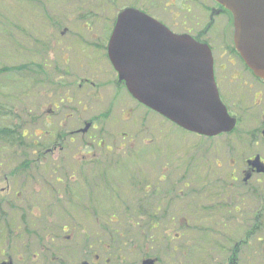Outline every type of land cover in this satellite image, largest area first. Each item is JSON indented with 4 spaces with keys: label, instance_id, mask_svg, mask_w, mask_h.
<instances>
[{
    "label": "flooded vegetation",
    "instance_id": "flooded-vegetation-1",
    "mask_svg": "<svg viewBox=\"0 0 264 264\" xmlns=\"http://www.w3.org/2000/svg\"><path fill=\"white\" fill-rule=\"evenodd\" d=\"M178 2L180 4H177ZM190 2L194 5L199 4L198 0H161L160 4L157 0H146L145 2H143L145 4H134V7L142 9L153 17L158 18L155 12L156 6L164 7L165 10H167L169 6H179V8L190 12ZM201 8L208 13L206 17V25H201V29H199L197 26H199L200 23L196 22L198 24L190 27V29L187 28L185 32L191 33L196 38H199L201 41L208 42L211 45L215 60L214 74L219 88V69L221 71H227L229 69L235 70L233 67L235 64L240 65V68H238L240 72L247 73L257 83L264 85V80L259 79L253 75V73L246 67L236 48L232 45L234 27L233 25H230L232 19L228 10L215 0H213L212 5H206L205 0H201ZM176 12L177 11L174 10L172 14V10L170 11V19L173 21V23H170L169 21L167 22L164 19H158L172 28V26H176V20L180 16V14L178 12L177 14ZM221 19H224L226 22V32L223 37L222 46V53H224L225 55V60L223 62L218 61L220 57L215 54V46L210 39V32L217 26V20L220 21ZM231 32L232 38H230ZM73 39L77 38L74 37ZM58 42L64 43L62 41ZM71 42L73 43L74 41L70 40L69 43ZM78 42L79 41L77 39V43ZM93 44H95L94 48H92L93 46H88L86 47V49H75L79 51V55H82V58L78 57L79 60H77V57L72 58V54H74V52L72 51V46H67V51L62 52L61 57L63 60H61L60 58H56L57 63H55L54 65V68L56 70H59L60 68V66L58 65V61L59 63H61L62 61L64 64V68L62 67L63 72L59 77L60 83H64V85L67 83L69 79L64 78L66 76H70L71 78L75 77L76 81L72 83V87L78 90V92L80 91L84 96L88 94V97L86 96L87 99H82L78 96V100H76L75 96L60 98V100H57L54 105L48 109V118L62 116V121H69L67 123L70 124V127L65 128L66 134L59 133L60 139L63 140V144H58L57 142V145H55L53 148L48 149L50 153L57 156V158H49L47 157L48 152H45L47 154L44 155L42 159H39L36 163H40V166L41 164L44 166V172H50L51 174L49 175H54V181H57L61 184L64 183V185L61 187L57 188L55 186V189H59L63 192L60 193V195H57L59 196L60 201L62 199L61 197L67 198L68 202L72 206L71 210L74 212V214H77V212L80 214V211L83 212L85 215L84 219H87L88 222L92 221L93 214H150L151 217H149V220L146 219V221L144 220L142 223H140L141 218L137 217L139 221L134 223L135 225H139L140 223L141 227H144L145 229L144 235L142 234L140 239L138 240L127 236V233L133 230L132 228H129L131 223H120L119 221H117L118 223H114L116 222L114 221L115 219L111 220L113 221L111 222L112 224H118L117 227H120L124 230L123 233L117 234L118 239L123 238L120 244V248L118 249L120 250V254L117 259V264H146V259L154 260L157 262V264H160V260H162V257L160 254H157V247L160 242H156L158 235L155 236V232L157 227H159V224L161 223H155V218H163L165 214H172V212L170 211L171 208H174L175 212L180 211L181 214H184L188 212V203L185 201L184 195H181L184 193L182 190H179L180 193L178 192L177 196L172 195L176 193V191L173 190L177 188V185L176 182L173 184H167V175L163 174L167 171V167H164L162 169V174L158 176L151 174V178L147 179V182H142L139 187L137 185L138 191L142 193L140 196L135 197L134 200L136 201L134 206H127L125 204V201L123 199L124 196H122V192L123 195H125V184L123 177L120 174L123 173L125 169L130 170V165L132 163H136V165L137 163L139 165H142V162L132 159L114 160L101 157L104 156V153H101L100 150L107 151V153H112L115 151H124L126 150V148H129V144L126 142V137L129 136V132H122L123 134L121 135L123 138L121 140L117 139L118 141L116 144H106L101 141L100 134L103 135L108 132L112 135L117 136V130L106 128L108 130L106 131L100 124L99 120L103 119V115L104 118H109L110 116H112L113 112L111 111L116 110L117 106L121 104L119 98L122 96L123 91L126 92L132 99L133 97L126 90L124 82H121L118 79V74L109 59L107 49L108 43H106L105 41H103L102 43H100L99 41H95ZM60 53L58 54L59 56ZM42 59L44 64H47V58L43 56ZM78 61H80L78 64L81 68H83V70L86 67L92 69L91 75H85L86 73H88L87 70L83 72L84 74H76L77 70L74 69V65L72 64V62L77 63ZM50 66H52V63H50ZM103 67L105 69H103ZM113 74L114 77H112V80L103 82L100 81V79H102L101 77H104V75H106V77H111ZM229 78L231 81H238L242 79V76L239 75V72H236V74L229 75ZM109 83L113 84L116 88V92L110 97L107 94V84ZM221 93L224 99L227 100L222 90ZM259 93L260 94H254V104H260V107L254 108L245 106L242 111H239V113H235V111H233L234 115L238 119V123L240 126L231 133L230 139L232 140V144L228 146L231 153V159H229L228 161L229 166L232 167L231 173L229 174V176L220 174H218L219 176L217 178L216 176H214L216 183L220 187L222 186L220 183H223L224 179L225 181L230 182L228 188L231 190L236 187H233V184H238V182L240 181H242V183L240 184L241 186L252 184L254 180L260 181V178L262 182H264V174L258 173L253 164L255 161L258 164L260 162L264 163V89H262V91H259ZM90 102H96L94 105L103 104L105 105L104 108H107L108 110L101 114L94 113L92 118H85V116L82 117L83 113L87 112ZM232 103L234 102L232 101ZM73 118L79 119V126H73V122L71 121ZM87 123H92L88 131L80 132V130L83 129L82 127ZM60 125L62 126V123ZM241 133L245 135V138L242 139L240 137ZM57 134L58 133L54 134V136H56ZM78 140L79 142H77ZM69 143H71L74 147H72ZM132 146H134V144ZM58 156L60 157L58 158ZM258 157L261 161L257 160ZM215 163L217 167H219L224 165L225 161H223L222 159H216ZM33 166L35 167L36 165ZM237 167H240V172L242 174L241 179L238 176V173H235L238 169ZM142 170L144 172L143 167L138 168V171ZM247 173L251 174V178L249 180L245 179V174ZM153 178H158L160 182H166V187H163V185H155L151 180ZM185 184L187 183L185 182ZM14 187L15 183L7 181V186L5 188H2L3 190H0V194L5 195V198L0 201V206H3V204H5V207L0 208L6 213V219L0 217V244L5 242L7 243L10 239L14 241L16 239L17 242L22 243L23 254L16 257H14L13 254L8 255L6 254L7 251L3 249L2 245L0 249V264L114 263V258L112 256H109L107 253L111 249H113V246H115L111 244L113 238H115L116 240V236H114L115 234H113L109 229L110 222H105L104 225L101 224L104 237L98 238L96 240L94 239V237H92L91 232L86 226V234L84 236L85 241L82 246V249L84 251L83 256L81 257L71 255L67 250H72L73 245L65 248L63 244V242L73 241L71 234L64 235V237L59 235L57 240L55 238L48 239L49 235H47L45 238V235H42L40 232L41 230H45V225L43 222L40 225L39 231L35 228H28L34 223L35 219L40 218L39 215L41 213L38 214L40 207H36L35 205H32L33 203L30 204L29 201H25L23 199V191L14 190ZM70 188H72V191L68 193L67 191ZM38 190L40 189H36V191ZM231 190H229L230 192L226 191V193L219 194L221 197L227 199L230 204L233 203L232 198L234 196V191L231 192ZM35 193L36 192H33V195ZM82 197H85V199H87L88 201V205H84L85 208L76 206L77 204H80L79 201H77V198ZM172 198L177 201L173 202ZM37 199L40 200L39 195ZM32 200L33 202H35L34 196L32 197L31 202ZM21 203L27 204L24 209L18 207V204ZM13 204L17 205L16 212L21 211V217L24 213H26V215L28 216H26V219L29 222L31 221L32 224H29V222H16L14 224V213L13 215L11 214V212H14L13 207H11ZM29 216L31 218H29ZM21 217L19 219H21ZM263 218L264 215L262 214V219ZM169 219H171V222L168 224H165L164 222V224L171 227L172 221H174V217L172 216V218ZM261 221L262 220H259L258 218L255 226L257 225V230L261 231L258 240L264 246V224H262ZM21 227L24 228L23 230L25 231V233L29 232L32 238L21 239V237L23 236V233L19 232L21 230ZM61 230L67 233L69 230V226L65 224L62 226ZM147 230L148 232H146ZM61 233L62 231L60 232V234ZM56 235L58 236V234ZM124 235L127 237H122ZM176 235V238L173 237V239L165 240L171 263L174 262L173 260L177 258L179 245H183L185 243L184 239L182 238V233H177ZM148 236L150 240V246L146 241H144L145 244L143 245V241L141 239L143 238L144 240V238H147ZM159 240H161L160 237H158V241ZM52 242L57 243L51 245ZM235 245H237V242ZM94 246H97V249H95ZM100 249L104 250L103 255L98 252ZM228 251L229 248H225L223 250V254L225 255ZM131 254L138 255V258L134 257ZM182 255L183 257L181 262L184 260L185 253L182 252ZM228 256L229 254H227L225 258H228ZM239 258L240 256L237 257L235 254H232V256L229 258L230 263L236 264L239 261ZM177 262H179V260Z\"/></svg>",
    "mask_w": 264,
    "mask_h": 264
},
{
    "label": "rangeland",
    "instance_id": "rangeland-1",
    "mask_svg": "<svg viewBox=\"0 0 264 264\" xmlns=\"http://www.w3.org/2000/svg\"><path fill=\"white\" fill-rule=\"evenodd\" d=\"M44 0H0V13L3 12H12L14 14L13 19L15 18L16 21L18 20V27L9 30L11 34H8V32H1L0 31V69L7 67H18L22 66V64L32 63L34 65L31 66L33 69L41 70L37 68V64L42 63L41 58L48 57V62L54 64L57 63L56 58H60L61 60V54L62 52H66L67 45H72L73 38L75 36L76 32L78 33L81 29V25L83 24L82 21H79L78 17L75 15L73 16V12L75 9L74 5H70L71 0H46L47 1V7L46 10L57 20H59L61 27L59 29H51L47 32V36L43 37L47 43H51V41L55 40L56 38L60 37L61 32H63L66 28H68V31L63 36L64 43L60 44L63 45L64 48H61L60 56L56 54L55 51L51 50L52 46H49V51L42 52L41 49L35 44V40L29 36L32 23L35 25L36 28L41 27L39 23L37 22L38 18H40V13L43 11V8L41 7V4H43ZM116 3L113 5V7L109 8L104 13V22L99 23L94 27V32L91 33L88 32L85 35L92 37L89 39L90 41H94L93 39H101V42L103 41V36L107 30V28L112 24L113 18L116 15V10L123 6V2H131L133 4H145L146 0H115ZM159 2L161 0H158ZM198 5H194L193 3H189L191 7V11L187 12L182 8H179V6H173L170 8H167L165 10L164 7L156 6L155 12L158 16L169 21L170 23H173V21L170 19L172 10V14L175 11L179 12L180 16L176 20V29L177 31H186L187 28L190 29V27L195 26L196 22H199L200 25L197 26L199 29H201V25H206L207 23V15L208 13L204 11V9L201 8V0H198ZM206 5H212L213 0H205ZM177 4H180L179 2ZM59 5V11L56 9ZM45 6V5H44ZM43 6V7H44ZM176 12V13H177ZM7 14V13H6ZM11 17V15H4ZM176 16V15H175ZM168 19V20H167ZM187 19V20H186ZM84 25V24H83ZM204 25V26H205ZM216 27L212 29L210 32V39L212 40V43L215 46V54L220 57L218 59L219 62H223L225 60V55L222 53L223 51V37L226 32V22L224 19H221L220 21L217 20ZM232 26V22L230 24ZM85 26V25H84ZM44 32L40 33L42 36ZM100 36V37H98ZM98 37V38H97ZM39 38V37H38ZM213 38V39H212ZM230 38H232V32L230 34ZM79 47V45H77ZM83 49H86V45L82 46ZM94 48V46L92 47ZM76 48L73 47L72 58L78 57L82 58V55L78 54V50H75ZM77 53V54H76ZM80 61L77 63L72 62L74 65V69H76V74H84L87 70L88 73L91 75V68L86 67L84 70L79 66ZM58 65L60 66L59 70L53 69L52 67H46L45 70L50 72V78H53V83L48 84L46 87L39 85L37 86L34 84L32 80L26 77V73H17L12 70L6 71L0 74V103L8 108H12L13 104L16 101V116H20L21 119L28 120L30 119V115H39V110L42 111L43 117H41L36 123L32 124L31 131L37 128L38 133L40 134L43 130L41 128L44 127V124L47 122V119L45 118V113L48 111L50 107L53 106V99L56 97L60 98H66V97H73L75 96L76 100H78V96L82 99H87L88 94L84 96L80 91L76 90L74 87H72V83L76 81V78L73 77H64L69 79L67 83L64 85L60 83L59 77L61 76V73L63 72L62 67L64 68V64L61 61ZM44 66V65H43ZM45 67V66H44ZM235 70L229 69L227 71H221L219 69V82H220V89L224 93L225 98L228 102L233 101L234 105H231L233 108L232 111H235V113H239V111H242L245 106L248 107H254L258 108L260 107V104L255 105L254 104V94L259 93V91H262L264 89V85L257 83L254 79H252L247 73L240 72L238 68H240V65L235 64L234 66ZM44 69V68H43ZM103 69H105L103 67ZM23 71V70H22ZM236 72H239V75L242 76L241 80L231 81L229 78V75L236 74ZM60 74V75H59ZM22 75V76H21ZM46 77V76H45ZM112 77H114V74L111 77H101L100 81H108L112 80ZM24 78H27L25 82H23ZM40 80L42 79L41 76H39ZM107 94L108 96H112L116 92V88L113 84H107ZM262 85V86H260ZM18 96V98L16 97ZM107 97V96H106ZM229 97V98H228ZM17 98V99H14ZM108 98V97H107ZM117 98V97H116ZM109 99V98H108ZM120 105L117 106L116 110L111 111L113 112L112 116H110L107 119V123L105 125V128L109 129H116L125 132H129V138L126 139L127 141L129 139H134L133 143H128L129 147L131 148L134 144V150L138 157L136 159L138 161H142V165H139L137 163V166H133L132 163L130 165V170L136 171L138 168L143 167L144 173L149 175L146 179H140L143 182H147V179L151 178V174L153 175H160L162 174V169L166 166L167 171L165 172L167 175V184H173L176 182V189L173 191H176L175 194H172L173 196H177L179 190H182L184 193L186 192V196L184 197L185 201L188 203V205L191 204H201V193L200 194H194L193 189L195 188H201V180H213L216 176V178L219 176L218 174H227L231 172V167L229 166V159L230 157V151L228 148V145H226L227 142L230 141L229 135H223L221 137L216 138H204L199 137L198 135L187 133L186 131L182 129H178L175 127L172 123L165 120L163 117L154 114L153 112H150L146 108L143 107V105H140L139 103H136L134 99H131V97L126 93L122 92V96L119 98ZM96 102H90L88 105L87 112H84L82 117L85 116V118H89L94 115V113H103L107 108H104L105 105H94ZM98 104V103H97ZM113 109V108H112ZM111 109V110H112ZM129 109V110H127ZM125 110H127L125 112ZM28 111L30 115H25ZM125 112V113H124ZM104 116V115H103ZM103 118L104 121H106V118ZM58 118L54 119V123H56L55 120L61 119V116H57ZM34 118V117H33ZM35 120V119H34ZM79 121V120H78ZM78 121H73V126L77 127L79 126ZM59 128V127H58ZM62 129V126H60L59 129H56V132H59ZM97 133V132H96ZM38 134V135H39ZM120 138V137H119ZM42 141L44 138H41ZM120 138L119 140H121ZM150 142H154L159 146H162L161 149H167L168 152L165 150L160 151L161 157H153L147 155V150L145 145H147L146 140H149ZM131 144V145H130ZM127 150L129 148H126ZM60 156H58L59 158ZM50 158H57V156L52 154V157ZM133 159V160H136ZM216 159H222L225 161L224 165L217 167L215 160ZM125 160H127L125 158ZM12 162H8L5 159H0V190L2 188H5L7 186V181L11 183H15V189L23 191V199L25 201H29V203H33L32 205H35L36 207H40V210L38 212L41 213L39 215V219H35L34 223L30 221V229L35 228L39 231L40 225L43 222L45 225V230H41V234L45 235V238L47 235L48 239L55 238L58 239L59 235L64 237V235L71 234L72 235V242H63L65 248H68V246L73 245L72 250H67L71 255L76 256H83L84 251L82 249V246L84 244V236L86 234V228L88 227V230L91 232L92 237L94 238H101L103 236V224L100 221V215L94 214L92 216V221L88 222L85 218V215L83 212L80 211V214L77 212V214H74V212L71 210L72 206L68 202L67 198L61 197V201L58 200L57 195H60V193H63L59 189H52L50 187H61L64 185V183H59L57 181H54V175H49L48 172H44V166L40 163L36 165L34 168L30 170L37 171V176H29L28 178L25 176H11L10 171L11 167L8 166ZM18 163H20L18 161ZM8 164V165H7ZM187 164V165H186ZM40 168V170H39ZM240 169V167H237ZM44 179V180H43ZM152 182L155 185H163V187H166V182H160L158 178L151 179ZM69 182V181H67ZM185 182L187 184H185ZM133 191L128 192L126 191L127 188H125V202L134 205L135 197H138L141 195L142 192L138 191L137 187H132ZM206 186V185H205ZM128 187V186H127ZM14 189V190H15ZM36 189H40L36 191ZM33 192H36L33 195ZM180 193V192H179ZM0 194V201L5 198V195ZM40 197V200L37 199V197ZM200 195V196H195ZM34 196L35 202H31L32 197ZM194 196V197H193ZM27 197V198H25ZM198 197V198H195ZM173 199V198H172ZM44 200V201H43ZM177 200L173 199V202H176ZM192 202V203H191ZM87 200L85 197L80 198V204H87ZM27 204L21 203L18 204V207L21 209H24ZM5 206V205H4ZM174 206V205H172ZM192 208V207H191ZM248 208V207H247ZM170 211L172 214H169V218H172V216L175 214L176 218L174 221H172V226H166L164 222H161V228L158 230L157 235L160 237V239H163L164 236H166L168 233H172L175 231V229H178L179 232H181V229L177 222V215H180L181 213H178V211H174V208H171ZM21 211L14 213L11 212V214L14 216V219L18 220L21 216ZM120 215V214H119ZM108 214L102 215L101 217L103 220L107 223L108 220ZM28 217V216H27ZM29 218H31L29 216ZM123 216L120 215V219ZM135 220L138 222L139 219L136 217ZM146 221V220H145ZM104 222V223H105ZM115 223V222H114ZM118 223V222H117ZM142 223V221H140ZM136 225V228H132L134 232L131 234L130 237L133 239H140L142 233H141V224ZM67 224L69 226V230L67 233L63 232L61 230L62 226ZM104 225V224H103ZM87 226V227H86ZM118 224H112L110 222V227L113 232H115L116 237L118 238L117 234L123 233L124 230L120 227H117ZM169 228V229H168ZM24 228L21 227L20 233H23V236L21 239H30L32 238L29 232L25 233L23 230ZM117 230V233H116ZM62 233L60 234V232ZM190 234H194L193 231H189ZM175 233V232H174ZM58 234V236L56 235ZM54 236V237H53ZM185 236V235H183ZM127 237V236H122ZM143 237V236H142ZM155 238V236H154ZM153 238V239H154ZM186 238V237H182ZM64 239V238H63ZM123 238H119V244H121V241ZM255 240V238H253ZM10 243V244H9ZM57 242H52L51 245L55 244ZM3 245V249H5L7 252L6 254L10 255L13 254L14 257L22 255L23 254V246L22 243L17 242L10 239L7 243H1L0 249ZM95 248V246H94ZM97 249V247L95 248ZM247 250V248H245ZM100 254H104V250L100 249L98 251ZM248 254L250 253L249 250L246 251ZM109 256H112L114 258V263L117 264V259L120 254V250L117 249H111L109 252H107ZM134 257L138 258V255L131 254ZM220 257V256H218ZM244 257V255L242 256ZM245 262V259H243ZM167 263V262H166ZM264 264V259L258 258V261L256 264ZM240 264H243L241 261Z\"/></svg>",
    "mask_w": 264,
    "mask_h": 264
},
{
    "label": "trees",
    "instance_id": "trees-1",
    "mask_svg": "<svg viewBox=\"0 0 264 264\" xmlns=\"http://www.w3.org/2000/svg\"><path fill=\"white\" fill-rule=\"evenodd\" d=\"M70 5H74L75 9L73 12V16H77L79 21H82V23L85 25H81V29H88L93 30L96 25L99 23H102L104 21V13L109 10L110 7H113V4L116 3L115 0H71ZM47 1L44 0L43 4H41V7L43 8V11L40 13V18H38L37 22L41 27L36 28L35 25L32 23V28L30 31L29 36H31L36 42L35 44L39 46H45V42L42 40V37L47 36V32L51 29H59L60 22L59 20L55 19L50 12L46 10L47 7ZM45 5V6H44ZM44 6V7H43ZM59 11V5L56 8ZM7 13V14H6ZM11 17L4 16V15H11ZM14 14L12 12H3L0 13V31L1 32H8V34H11L9 30H14V28L18 27L19 21L14 18ZM88 26V27H87ZM44 32V34L41 36L40 33ZM79 32H83V30H79ZM13 36V34H11ZM39 37V38H38ZM82 37L77 34V38ZM47 43V42H46ZM52 43V41H51ZM49 44V46H52V44ZM48 49V48H47ZM43 63L37 64V69L31 68L32 63L22 64V66L18 67H11L7 68L4 67L0 69V74L9 70H12L17 73H26V77L29 78L36 84L37 86L42 85L46 87L48 84L53 83V78H50V72L46 71ZM48 63V62H47ZM44 68V69H43ZM23 70V71H22ZM22 76V75H21ZM39 76L42 77L40 80ZM46 76V77H45ZM27 78H24L23 82L27 80ZM18 98V96H16ZM14 98V99H17ZM16 101L13 104L12 108H8L0 103V159H5L8 162H12L10 166L12 169L10 171L11 176H37V171L30 170L34 168L33 165H38L39 163H36L39 159H42L44 155H46L48 152L47 157H52V154L48 150L49 148H53L55 145L63 144V140L60 139V134H66V127H70V124L67 122L62 121L61 119L55 120L57 124L52 122H46L44 124V127L41 128L43 130L40 134L38 133L37 128L31 131L32 124L36 123L41 117H43V112L38 111L39 115H30L28 111L25 115H30V119L26 118V120L21 119V117L16 116ZM34 117V118H33ZM58 117H54L56 119ZM35 119V120H34ZM62 123V129L57 132L56 129H59ZM101 124L103 128L108 131L105 128L106 121L103 119L101 120ZM121 129L117 130V134L119 135H112L111 133L106 132V134H100V139L104 143H114L116 144L117 141L122 138L123 134ZM39 134V135H38ZM63 137V135H62ZM120 137V138H119ZM240 137L243 139L245 138V135L242 133L240 134ZM41 138H44L43 141ZM128 137H126L127 139ZM116 139V141H115ZM118 139V140H117ZM132 140L129 139L126 140L127 143H133ZM86 141V140H85ZM79 142V140L77 141ZM71 146L72 144L69 143ZM232 144V140L230 139L229 142L226 143V145L230 146ZM66 146V145H65ZM74 147V146H72ZM162 146H159L156 144H147L145 147L147 150V155L153 157H161L160 151L167 149H161ZM101 153H104V157L106 159H114V160H124L126 159H136L137 154L134 150V148H129L128 150H122V151H115L112 153H107V151L100 150ZM137 160V159H136ZM18 161L20 163H18ZM142 162V161H140ZM187 165V164H186ZM133 166H137L136 164H133ZM166 167V166H165ZM238 171V172H237ZM235 172L238 173V176L242 177V174L240 172V169H237ZM1 174V172H0ZM48 174H51L48 172ZM166 175V173H163ZM126 191L131 192L133 189L132 187H139V185L143 182L142 179H146L149 177V175L145 174L142 171H133L125 169L123 173H121ZM224 176H229V173L227 174H221ZM223 176V177H224ZM141 179V180H140ZM224 179V178H222ZM230 179V178H229ZM44 180V179H43ZM242 181L238 182V184H233V187L236 186L234 189H229L228 185L230 182L223 181V183H220L222 186L220 187L217 183L215 178L213 180H201V188H195L193 189L194 194H200L201 193V204H191L188 205V212L184 214L177 215V222L179 223V227L181 229V232L178 231V229H175V233H168L166 236L163 237V239L156 242H160L157 247V254H160L162 257V260H160L161 264H180L182 260V252L185 253L184 260L181 262V264H234L230 263L229 258L232 256V254L236 255L237 257L241 254L244 255L242 257L243 264H256L258 261V258L264 259V246L261 243L258 244H250L251 235L254 237L257 230L256 221L262 220L261 223L264 224V218L262 219V214L264 215V182H262L261 178L260 181H253L252 184H246L241 186L240 184ZM245 184V183H243ZM206 185V186H205ZM128 186V187H127ZM52 189H55V187H52ZM231 190V192L234 191V196L232 198L233 203L230 204L229 201L223 197H221L219 194L226 193V191ZM72 191V188L68 189V193ZM230 192V191H229ZM184 195V197L187 195L186 192L181 194ZM200 196V195H195ZM194 197V196H193ZM198 198V197H195ZM124 201L127 198H123ZM58 200L60 201V198L58 196ZM79 200V198H77ZM192 203V202H191ZM127 206H132V204H129L125 202ZM135 204V203H134ZM5 204L0 207H5ZM81 204H78L77 207H84V205L80 206ZM236 205V208H235ZM134 206V205H133ZM11 207H13V213H17V205L13 204ZM192 207V208H191ZM248 207V208H247ZM178 213H181L178 211ZM26 213H24L21 217V219H13L14 224L16 222H23L27 223L29 222L26 219ZM99 216V215H98ZM0 217L6 219V213L4 210L0 208ZM19 217V218H20ZM101 217V216H100ZM110 220L113 218H118L114 221L117 223L121 220L119 219L118 215H109ZM125 223H131L129 228H136L137 221L135 220L136 217H140L141 221L149 220V217H151L150 214H142V215H134V214H124L123 215ZM174 219L176 218V215H173ZM156 222H165V224H168L171 222V219H169V214H165L163 218H155ZM113 222V221H112ZM135 226H133V225ZM110 227V226H109ZM161 224H159V227H157L155 236H157L158 230L161 228ZM111 230V228H109ZM142 231V234L144 235V227L140 228ZM169 229V228H168ZM113 234V230H111ZM189 231H193L194 234H190ZM134 232L132 230L131 232L127 233V236H131V234ZM148 232V230L146 231ZM177 233H182V237L185 243L183 245H179V251L177 254V258L174 259L171 263L170 255L168 248L166 246L165 240L173 239L177 237ZM148 234V233H147ZM249 234V235H248ZM116 236V234L114 235ZM145 237V236H144ZM98 239V238H96ZM137 240V239H136ZM143 241V245L145 244L144 241L147 242V244L150 246V240L149 236L147 238L141 239ZM239 241L236 244V242ZM118 238H113L112 240V248L113 249H119L120 245ZM132 246V244H131ZM243 247H246L247 250H249V254L245 252L244 250H241ZM225 248H229V253L227 252L225 255L223 254V250ZM174 249V246H173ZM183 250V251H182ZM234 252V253H233ZM187 254V256H186ZM229 254L228 258H225ZM220 256V257H218ZM240 259V258H239ZM245 259V262L244 260ZM179 260V262H177ZM167 262V263H166ZM258 264V263H257Z\"/></svg>",
    "mask_w": 264,
    "mask_h": 264
},
{
    "label": "water",
    "instance_id": "water-1",
    "mask_svg": "<svg viewBox=\"0 0 264 264\" xmlns=\"http://www.w3.org/2000/svg\"><path fill=\"white\" fill-rule=\"evenodd\" d=\"M217 1L233 13L237 50L264 78V0ZM109 55L135 98L183 128L206 136L235 128L237 120L220 97L208 44L127 8L118 15ZM254 165L264 172L263 165Z\"/></svg>",
    "mask_w": 264,
    "mask_h": 264
}]
</instances>
